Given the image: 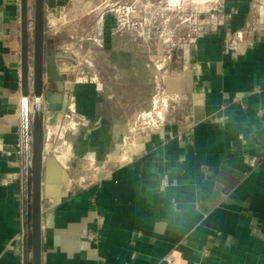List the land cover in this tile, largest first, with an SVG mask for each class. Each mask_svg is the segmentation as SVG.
<instances>
[{
  "label": "crops",
  "instance_id": "obj_1",
  "mask_svg": "<svg viewBox=\"0 0 264 264\" xmlns=\"http://www.w3.org/2000/svg\"><path fill=\"white\" fill-rule=\"evenodd\" d=\"M68 1L44 0V10ZM224 2L206 15L214 20L189 49L181 86L166 94L165 105L162 91L152 99L144 91L141 44H130L138 49L132 53L117 39L107 46V65H126L113 73L114 83L129 82L130 73L139 78L143 107L135 123L130 85L111 89L99 71L91 80L76 77L82 68L76 54L56 60L74 73L65 72L67 96L56 102L67 108L53 123L67 117L75 129L85 128L76 156L91 157L101 171L84 184L69 172L49 224L43 211L42 264H264V0ZM23 12V0H0V264H25L24 172L35 97L29 79L24 94ZM31 38L28 32V65ZM49 47L65 52L46 38L45 60ZM50 91L58 92L54 84ZM195 94L202 96L199 121ZM46 121L52 124L48 113L44 134ZM136 124L149 129L140 149L116 148L131 145ZM249 156L259 158L255 168ZM30 195L31 205V176Z\"/></svg>",
  "mask_w": 264,
  "mask_h": 264
},
{
  "label": "rangeland",
  "instance_id": "obj_2",
  "mask_svg": "<svg viewBox=\"0 0 264 264\" xmlns=\"http://www.w3.org/2000/svg\"><path fill=\"white\" fill-rule=\"evenodd\" d=\"M224 1L226 0H69L63 8L51 6L44 10L45 40L48 38L53 41L61 51L76 54L82 63V68L76 77L91 80V72L99 71L98 77L107 79L106 83L111 89L128 90L124 84L130 85L131 95L134 96L131 98L130 113L133 123L141 115L137 112L138 107L141 106V109L143 107L142 104L139 105L138 100L139 78L130 73L129 82L126 77L127 81L123 82L120 79L114 83L113 73L115 75L122 73L126 65L121 64L122 66L118 65L116 68L108 66L107 46L109 44L111 46L117 39L121 46L126 42V51L132 53L138 49H129L128 46L134 44L138 48V44H141V53L147 58L145 77H141V81H145L144 91L151 99L156 91H162L165 105L166 94L171 90H178L181 86L179 80L187 69L186 59L190 58L189 49L197 43L198 38L204 34L206 26L214 20L213 17H209L210 15H206L220 9V6L225 5ZM30 2L31 15L35 19V0ZM34 32L33 30L30 33L32 37L30 65L33 67V74L35 73ZM121 48L120 52L124 50L123 47ZM143 86L141 83V94ZM179 105L181 103H178ZM70 119L60 117L56 123H52L53 125L46 121L44 143L52 145L50 153L55 154L60 164L56 154L62 152L67 155L68 166L64 167L61 164L63 171L67 173V185L68 174L71 171L76 172L73 180L83 179L84 184L99 178L100 165L91 161V157L81 159L76 156L80 153L76 138L85 131V128L75 129ZM143 127L136 124L135 128L130 129L131 145H124L122 142L116 148L131 152L139 150L142 146L139 138L144 137L149 131L148 128ZM82 148L86 149L84 146Z\"/></svg>",
  "mask_w": 264,
  "mask_h": 264
},
{
  "label": "water",
  "instance_id": "obj_3",
  "mask_svg": "<svg viewBox=\"0 0 264 264\" xmlns=\"http://www.w3.org/2000/svg\"><path fill=\"white\" fill-rule=\"evenodd\" d=\"M24 2L23 12V54H24V89L28 96V22L27 0ZM34 103L31 111L32 147L30 161L25 159V264H42L41 226L42 213L45 212L49 224L54 208L59 204L61 197L66 195L67 173L54 155L45 153L44 143V117L45 111L51 121L56 117L57 111L65 113L67 102L60 104L56 99L62 96L66 99L65 72H72L73 68L58 67V58H70L66 52H57L49 47V57L45 60V30H44V0H35L34 19ZM64 73V74H63ZM56 86L57 93L50 91L52 85ZM62 95V96H61ZM201 94H195V121L202 119L199 112ZM24 152L28 153V114L24 112ZM27 120V122H26ZM29 163V165H28ZM30 176L32 178V201L30 205ZM30 246L32 257L30 258Z\"/></svg>",
  "mask_w": 264,
  "mask_h": 264
},
{
  "label": "built area",
  "instance_id": "obj_4",
  "mask_svg": "<svg viewBox=\"0 0 264 264\" xmlns=\"http://www.w3.org/2000/svg\"><path fill=\"white\" fill-rule=\"evenodd\" d=\"M28 32L32 33L34 30V19L33 16L30 15V17L28 18ZM33 67L29 64L28 65V79L29 80H33L34 81V74H33ZM24 102H27V97L24 98L23 100ZM247 163L249 164L250 167L255 168L258 163H259V158L257 156H249L246 158ZM173 257L169 256L168 260H172Z\"/></svg>",
  "mask_w": 264,
  "mask_h": 264
},
{
  "label": "bare ground",
  "instance_id": "obj_5",
  "mask_svg": "<svg viewBox=\"0 0 264 264\" xmlns=\"http://www.w3.org/2000/svg\"><path fill=\"white\" fill-rule=\"evenodd\" d=\"M25 104H27V103H25ZM32 110H33V108H32ZM25 114H27L26 112H25ZM57 115L56 116H58V113H56ZM26 122H27V120H26ZM28 123V122H27ZM51 123H53V120H52V122ZM73 123V122H72ZM53 125V124H52ZM53 129V128H52ZM54 129H56L55 127H54ZM53 147H52V145L50 144V143H48L47 145H46V147H45V153H49V152H51V149H52ZM58 151V150H57ZM57 155V157H58V159L60 160V162H61V164H63L64 165V167H67L68 165H67V158L68 157H66L67 155L65 154V153H62V152H60L59 154H56ZM99 173V172H98Z\"/></svg>",
  "mask_w": 264,
  "mask_h": 264
}]
</instances>
